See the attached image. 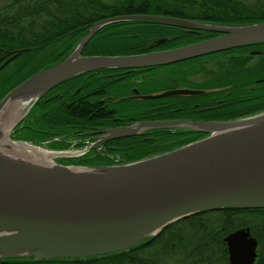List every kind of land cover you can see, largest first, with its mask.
Listing matches in <instances>:
<instances>
[{
  "label": "water",
  "instance_id": "water-1",
  "mask_svg": "<svg viewBox=\"0 0 264 264\" xmlns=\"http://www.w3.org/2000/svg\"><path fill=\"white\" fill-rule=\"evenodd\" d=\"M142 20L187 26L223 36L164 52L83 55L104 25ZM264 42V21L225 25L163 15H125L95 23L74 49L11 89L1 100L30 98L25 113L53 88L102 68H141ZM28 49H15L12 58ZM128 124L106 129V139L135 134ZM190 144L118 165H43L0 151V260L77 258L113 253L158 235L185 217L225 208H264V112L216 124ZM33 145V144H30ZM36 147H41L33 145ZM43 148V147H42ZM46 149V148H44ZM51 151V150H50ZM60 154V153H59ZM229 264H255L259 240L250 226L223 238Z\"/></svg>",
  "mask_w": 264,
  "mask_h": 264
},
{
  "label": "flooded vegetation",
  "instance_id": "flooded-vegetation-1",
  "mask_svg": "<svg viewBox=\"0 0 264 264\" xmlns=\"http://www.w3.org/2000/svg\"><path fill=\"white\" fill-rule=\"evenodd\" d=\"M101 2L111 14L105 13V17L98 21L125 15H162L153 13L154 10L149 7L152 4L145 0ZM145 6L149 7L147 12L138 11L144 10ZM135 7L138 10L133 12ZM169 13L163 16L208 23L188 15L185 10H172ZM126 23L104 25L91 38L95 44L93 48H98L102 43L108 45V42L130 40L135 45L128 53H122L126 46L121 43L117 47H108V52L118 54L102 55L145 54L169 51L226 34L160 22ZM15 49L23 48L0 46V97L7 83L15 82L17 67L23 63L22 55L29 50L26 48L27 51L11 59L13 54L9 52ZM82 54L98 55L86 53L85 48ZM71 81L53 88L44 96V101L48 103L58 98L66 109L90 112L91 117L99 113L105 116L98 118L100 120L95 119L97 124L88 129L75 130L73 145L62 149L75 153L61 162L67 164L79 161L81 165L125 164L137 160L142 154L148 156L167 147L195 142L209 135L205 129H211L216 124L264 112V42L167 64L141 68H102ZM142 122H168L170 125L135 127V134L104 138L108 136L106 129ZM22 129H34L33 113L14 132L16 140L23 139ZM40 139L42 146L50 148L53 139Z\"/></svg>",
  "mask_w": 264,
  "mask_h": 264
},
{
  "label": "trees",
  "instance_id": "trees-1",
  "mask_svg": "<svg viewBox=\"0 0 264 264\" xmlns=\"http://www.w3.org/2000/svg\"><path fill=\"white\" fill-rule=\"evenodd\" d=\"M145 2L152 4L149 7L155 11H152L153 13L167 15L171 14L169 12L172 10H185L188 15L204 19L208 23L240 25L264 21V0L251 2L250 0H145ZM101 4V0H10L8 4L0 7V46L8 49H29L22 55L23 63L17 67L13 80L15 82L7 83L1 97L38 71L69 54L99 19L108 13L111 14V11ZM149 7L145 6L144 10L135 7L133 12L137 10L147 12ZM129 22L158 23L134 20L114 22L109 25L130 24ZM70 39L74 42L64 50L62 44L56 46L57 50L55 49L56 43ZM121 43L126 46L122 53H128L135 45L130 40ZM121 43L119 41L108 42V45L102 43L94 49V40H91L86 45L85 52L118 54L108 52V47L113 45L117 47ZM80 75L63 84L72 82L71 80ZM44 100L43 97L37 101L27 117L16 126L13 134L33 113L34 129L28 131L22 129V140L43 145L40 138L53 139L50 149L62 150L73 145L76 139L72 136L77 128L88 129L97 124L95 119H102L105 116L99 113L91 117L90 112H74L72 108L66 109V106L59 103L58 98H53L48 103ZM55 137L62 139L54 140ZM178 147L180 146L167 147L148 156L142 154L137 160ZM78 163L79 161H72L67 164L81 165ZM241 226H250L252 233L258 238V258L255 264H264V208H225L197 213L173 222L158 235L130 249L113 253L77 258H9L0 260V264H229L223 238L230 231Z\"/></svg>",
  "mask_w": 264,
  "mask_h": 264
},
{
  "label": "bare ground",
  "instance_id": "bare-ground-1",
  "mask_svg": "<svg viewBox=\"0 0 264 264\" xmlns=\"http://www.w3.org/2000/svg\"><path fill=\"white\" fill-rule=\"evenodd\" d=\"M30 98L9 99L0 108V151L10 153L14 156H22L27 161L36 162L43 165L54 164V157L59 153L36 147L23 142H15L9 138V133L15 123L25 113V108Z\"/></svg>",
  "mask_w": 264,
  "mask_h": 264
},
{
  "label": "rangeland",
  "instance_id": "rangeland-1",
  "mask_svg": "<svg viewBox=\"0 0 264 264\" xmlns=\"http://www.w3.org/2000/svg\"><path fill=\"white\" fill-rule=\"evenodd\" d=\"M252 0H250V2H251ZM10 2V0H0V7H3V6H5L6 4H8ZM74 42V40H69V41H63V42H59L57 45L55 44L54 45V47H55V49L57 50L58 49V47H59V45H61V46H64V47H66V46H68L69 44H72ZM56 46H58V47H56ZM49 55V54H48ZM47 56V55H46ZM40 60H42V59H40ZM30 143V142H29ZM30 144H33V143H30ZM34 145V144H33ZM47 150H49V149H47ZM51 151H53V152H55V153H60V154H58V155H56L55 157H54V160L56 161V162H59V163H62L61 162V160L62 159H64V158H68V157H70V156H73L74 154L73 153H75V152H68V151H65V152H57V151H55V150H51ZM65 164V163H64Z\"/></svg>",
  "mask_w": 264,
  "mask_h": 264
}]
</instances>
